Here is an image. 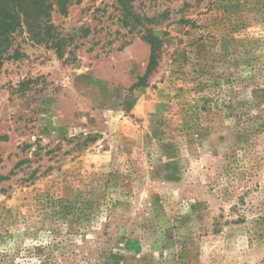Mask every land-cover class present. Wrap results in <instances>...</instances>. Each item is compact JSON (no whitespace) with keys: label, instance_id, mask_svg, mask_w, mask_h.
Wrapping results in <instances>:
<instances>
[{"label":"rangeland","instance_id":"1","mask_svg":"<svg viewBox=\"0 0 264 264\" xmlns=\"http://www.w3.org/2000/svg\"><path fill=\"white\" fill-rule=\"evenodd\" d=\"M130 1L0 71V264H264V0Z\"/></svg>","mask_w":264,"mask_h":264},{"label":"trees","instance_id":"2","mask_svg":"<svg viewBox=\"0 0 264 264\" xmlns=\"http://www.w3.org/2000/svg\"><path fill=\"white\" fill-rule=\"evenodd\" d=\"M72 2L74 0H0V71L7 61L21 56L13 47L18 36L24 33L37 44L50 45L59 57H64L71 37H64L56 32V27L50 20V12L54 10V6L62 12ZM119 4L126 26L147 31H144L143 38L150 44L152 53L147 72L138 81V86H142L158 64L162 40L152 29L146 28V22H153V19L134 12L130 0H119ZM87 33L88 31L84 30V36ZM29 84V81L21 82V91L27 92ZM100 262L106 264L103 257Z\"/></svg>","mask_w":264,"mask_h":264}]
</instances>
